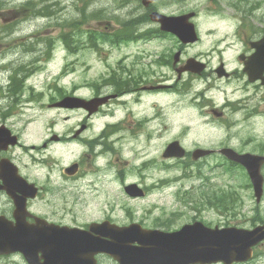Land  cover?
<instances>
[{
	"label": "rangeland",
	"instance_id": "obj_1",
	"mask_svg": "<svg viewBox=\"0 0 264 264\" xmlns=\"http://www.w3.org/2000/svg\"><path fill=\"white\" fill-rule=\"evenodd\" d=\"M19 1V2H18ZM30 1V5L33 8H38L40 10L46 6H50V11L52 16L48 18H42L39 15L36 19H33L31 25H34L32 31H28L20 35L19 33L9 32V29L3 30L5 23H11V27L15 24L14 17L20 15L16 13L20 9L21 14H23L24 20L22 24H28L30 17L27 16V3L24 0H12L11 3H6L4 7V2H0V50L3 49L0 55V81L5 80L7 77H15V86L17 90L26 91L25 96L33 95L34 97H29L25 99V102L34 101L30 103L24 109H18V117L13 122L19 125V131L22 135V143L28 148L36 146L41 148L43 151L40 153L38 148L35 151L29 149L28 152L24 153L25 163L30 165V175L31 177L45 189L39 197V203L42 200H47L53 202V204L61 208V203H65L68 207L69 220L70 222H89L100 220L111 214V216H116L119 218V222L125 221L126 218H145L148 222L155 221L156 217L162 215L163 213H169L173 207H170V202L176 194H170L168 199L165 200L160 194L151 195L144 200L139 198H131L124 194L121 189V185L111 186L113 180H107L109 177H104L102 174L97 176L94 173V178L90 180H85L81 184H72L71 180H64L60 176L56 175L59 173L60 168L67 166L68 164L79 161L82 153V148L77 144L65 143L57 144L55 142L51 143L52 149L48 151V148H42L44 142L49 141L54 133L64 134L69 127H72L78 123L81 115H79L77 110L74 111H58L48 108L49 101L55 97L65 94L74 95H91L89 84L92 82H97L101 80V73L106 75V77L113 73H120L123 68L126 67L127 62H121L111 71L112 65H115L114 61L120 58L117 51L133 53V57H136L132 48L127 49L123 47V42L129 41L121 39L120 41L114 38V33L116 27H120V35L125 34L123 25L121 22L126 19L127 23L130 25L140 24L146 21L145 13L144 19L140 17V11H142L141 3L137 0H133V6L131 7L127 2L129 0H78L79 2L71 0H26ZM19 6L15 7L14 3ZM227 0H219V3H209L208 0H166L155 3L156 7L162 9L174 10L178 7H184L186 9L192 10L196 13L194 18L197 25V29L200 33L199 42L192 48L188 49L189 54H197L199 52L212 53V59L218 58V52H223L224 60L229 63V67L237 65L236 55L240 51V47L236 40V36L247 37L252 34L253 31L250 25L262 23V21H256L253 17L247 18L250 13H254L257 10L264 12V0H244V2H236V10L244 11V14L240 12L243 16L242 24L243 27L235 29V24L227 20V16L233 12V9L229 10L226 7ZM82 8V9H81ZM101 10L102 12H98ZM229 10V11H227ZM227 12V13H226ZM31 13V12H29ZM245 15V16H244ZM22 17V18H23ZM81 19V23H80ZM76 27V28H74ZM74 28L75 31H70L64 35V38L58 37L53 42L50 43V47L53 48V54L48 55V47L43 46L37 50H30L29 46L31 44L23 45L24 48L15 49L11 47L17 42L16 39L20 36L23 38L31 37L28 36L32 32H38L35 37L43 34H61L63 30ZM91 30L92 32V42L83 46L84 31ZM229 34L230 38H225ZM235 34V35H234ZM9 35V36H7ZM239 35V36H238ZM112 37V38H111ZM149 36H143L136 39V41H142ZM161 40V41H160ZM33 42L35 39L32 40ZM233 42V43H232ZM232 44L231 49H227L228 44ZM174 41L170 37H162V39L156 38L152 41V45L142 46L145 48V52L151 53L150 60H142L143 65L148 72H158L163 71L164 68L158 66V62L162 59L163 54H168L173 46ZM119 48V50H117ZM140 48V49H143ZM215 48V49H214ZM135 49V48H134ZM138 51V50H137ZM216 52V53H214ZM12 59L18 65L19 62L28 61L25 67L11 68L7 71L3 66L9 64L8 60ZM5 61V62H4ZM3 62V63H2ZM21 80L16 79L20 77ZM1 83V82H0ZM188 89L189 84H187ZM200 86H196L195 89H199ZM28 91V92H27ZM34 91V93H31ZM261 94L258 95V99L261 102V115L256 117L257 123L254 124L255 128L247 130L249 126H243L238 134L242 138V142H238L237 138L230 136L228 142L237 144L242 147H247L248 135H255L259 137L258 142L262 145L264 141V89L260 90ZM221 96V94L217 93ZM185 92L182 93L184 97ZM182 100V106L179 110L166 108V127L164 132H158L161 127L155 126L153 130H150V139L144 140L148 147L146 151L151 149V154L157 155L158 149L163 145L165 141L170 140V138L175 135L182 136L186 132V140L192 141L197 139V131L199 128L196 124L199 120H202L200 116L199 109L189 108L185 104L190 100ZM161 104L162 113L164 111L165 102L167 105L172 102V99L167 96L166 99L159 100ZM154 111L151 110L150 113ZM24 117V118H23ZM239 118V117H238ZM96 122V120H94ZM253 121V120H252ZM173 123L171 128H169L168 123ZM201 122V121H200ZM99 125L94 124L91 131L88 132L90 137H95L94 132L98 129ZM175 128L174 130H171ZM128 134L131 132L125 129ZM138 132V131H137ZM163 135L162 138L160 136ZM217 135V133H214ZM126 142H130L127 140ZM77 143V141H74ZM123 149L124 141L120 142ZM116 151L120 150L123 156H119L118 159L128 160L124 156L132 155V153L139 149V145L133 150L124 153L117 146H113ZM31 153L37 155V159L31 158ZM46 155L45 162L48 164V170L45 168H33L39 166L38 159L43 158L42 154ZM117 157V156H116ZM59 165L54 168V162ZM141 160H137L139 162ZM96 167L101 166L102 163L96 161ZM207 165L205 167H196L200 173L206 175L208 187L212 188H222L229 193H224V206L225 211L228 213L237 212L236 222L241 224H250L253 221L258 220V217L264 218V201L261 202L259 207L255 206L254 197L252 190L247 185V179L241 170L231 169L230 172L224 171L223 168H217V166ZM195 169V167H194ZM51 173L49 174L48 172ZM182 174L189 175L191 172L187 169L184 173L178 172L176 174H169L170 178L166 181L167 184L172 185H182L185 181L182 178ZM91 175V173H90ZM87 175L86 178H89ZM175 175V176H174ZM85 178V177H84ZM171 192H176L178 189L175 187L167 188ZM237 192V194L233 193ZM161 207V208H158ZM211 211L212 217L214 215V209L208 208ZM208 217L210 214L206 213ZM186 216H190L187 214ZM258 216V217H257ZM169 219L168 216H161V219ZM232 218V216H231ZM245 222V220H250ZM77 220V221H76ZM185 220V219H179ZM257 256L255 258L254 264H264V244L257 249ZM4 264H11L12 261L7 259H0ZM12 264H21L12 262Z\"/></svg>",
	"mask_w": 264,
	"mask_h": 264
},
{
	"label": "flooded vegetation",
	"instance_id": "obj_2",
	"mask_svg": "<svg viewBox=\"0 0 264 264\" xmlns=\"http://www.w3.org/2000/svg\"><path fill=\"white\" fill-rule=\"evenodd\" d=\"M256 13L257 11L251 14L255 16ZM243 25L244 24L241 26ZM250 44L251 40H248L240 57L251 54ZM190 46L192 45H179V43L174 41L170 52L168 54H163L162 59L158 62V66L164 68L163 71L148 72L147 69H144L145 64L143 65V63H127L123 71L120 73L117 72L113 76V86L109 89L113 98L110 101L114 102L117 108L128 111L132 115L131 118L124 120L119 125L103 123L94 133L95 137H90L88 135L89 127L92 126L93 122H88V126V123L84 121H86L88 117L95 116L96 114L89 116L86 115L85 110H82L84 118L78 123V128L76 126L73 130L68 129L63 137L59 138V136H56L55 138L64 141L76 139L80 142H85L86 152L84 153V157L87 160H96L101 153H104L108 157L106 158L107 164H105L104 168L106 170L111 168L112 162L116 161L115 156L117 154L116 149L112 145L118 140L116 132H122L124 129H136L138 132H131L129 136L134 140L144 141L150 138L149 130L151 127L163 123L164 113H162L159 100H163L167 95L176 97L175 92L180 93L181 80L185 77L193 76L191 72H184L180 76L177 74V69L184 65L183 60L189 55L187 49ZM177 50L180 52L181 60L177 64H174L173 54ZM118 64L119 62L116 66ZM205 71L206 72L202 74L204 79L211 80L212 76H217L216 69L208 63ZM240 72V77L246 79L243 71L241 70ZM228 73L230 75L228 80H230L234 73ZM96 95L102 94L97 93ZM174 102L179 107L178 102H180V100L177 98ZM244 103H246L244 104L246 106L249 104V101L244 100ZM151 110L154 112L150 113ZM0 125H2L1 119ZM6 125L11 130V133L17 137V144H9L0 148V223L4 224L5 230H7V233L0 237L1 242H6L0 245V259L27 264V260L21 254L20 246L15 245L14 248L17 249V251L11 253L12 244L7 243V241L21 240L19 233L23 227L25 228L26 226H38L47 223L62 226L69 225L71 222L69 220L68 207L63 203H61L62 206L59 210L53 202L38 203V196L43 190V187L39 186L31 177L30 167H26L22 154L23 151L21 150V137L16 127L13 123H7ZM77 129H79V133H77ZM43 147H46V143L43 144ZM213 155H215V153L211 154L209 157ZM187 156L190 157L189 154H187ZM207 158H203L202 160ZM78 165V169H80V164ZM81 166L84 168L83 160H81ZM18 176L36 189L35 192H32V195L30 190H26L24 192L25 195L22 194ZM126 182L135 183L140 188V193L143 195L149 192L153 193L159 188V186L156 185L158 183L157 181H150L148 175H145L144 172L140 170L135 179L129 177ZM151 182L153 183L152 185H150ZM111 186H117V183L113 181ZM179 188L186 189L180 193L183 196L181 198L178 197L177 201L172 204L173 209L169 213H163L164 216H168L169 219L165 218L162 220V214L156 217L155 221L152 222H148L142 217H129L126 218L125 221L118 223L116 219L111 216L106 217L105 221L116 223L119 226L138 223L143 228L160 229L165 232L176 231L185 224H192L197 221L202 222L208 227L230 226L229 218L233 215L224 212V194L215 195L212 193L213 191H210L209 187L204 185L182 186ZM121 189H124V187L121 186ZM21 194L24 202L18 206L15 200L18 196H21ZM208 208L214 209V215L216 214L218 218L214 219ZM206 213L210 214V217H208ZM187 214H190V216H186ZM101 220L102 219H97L92 222H101ZM90 222L91 221L88 223ZM259 222H261V219ZM88 223L86 221L79 222V224L82 225H77V227L81 226L86 228ZM234 224H238V222ZM12 231H14V233H11ZM92 233L96 235V232ZM7 252L9 253L6 254ZM26 252L31 255L36 254V250L33 252L27 250ZM95 258L97 264H117L106 254H98ZM0 264L4 263L0 260Z\"/></svg>",
	"mask_w": 264,
	"mask_h": 264
},
{
	"label": "water",
	"instance_id": "obj_3",
	"mask_svg": "<svg viewBox=\"0 0 264 264\" xmlns=\"http://www.w3.org/2000/svg\"><path fill=\"white\" fill-rule=\"evenodd\" d=\"M159 20H161L163 25L166 26H173L175 23L181 20V18H170V17H164V16H158ZM189 29H191L189 27ZM191 30L183 29V31H178L180 35V38L183 41H190L191 40ZM254 61L261 62L262 66H264V46L260 47L257 50V53L253 56ZM74 100H70V104L73 103ZM240 163H242L248 170L250 177L253 181V184L255 186V191L257 196H260L261 194V186H262V177L259 174L258 168H256V165L259 164V162L252 158H241L239 160ZM245 235L238 236V240H234L230 238L228 241L223 240H215L212 239L210 242H200V241H186L184 239H180L181 243V250L187 251L188 255L193 258L194 261H216V260H225L228 263L235 259L242 258L243 256H247L249 252V247L255 244L259 237L257 236L256 232H249ZM208 244L205 251L207 253H202V247L203 245ZM177 246H180V244H177ZM137 251L143 254L149 255L150 253H153L155 255L159 254V247L156 248H149L147 246H144L140 249L137 248ZM156 258L158 257L155 256ZM178 261V259H177ZM128 264H140L138 258H130ZM152 264H157L152 262Z\"/></svg>",
	"mask_w": 264,
	"mask_h": 264
},
{
	"label": "trees",
	"instance_id": "obj_4",
	"mask_svg": "<svg viewBox=\"0 0 264 264\" xmlns=\"http://www.w3.org/2000/svg\"><path fill=\"white\" fill-rule=\"evenodd\" d=\"M3 0H0V2H2ZM48 10V9H47ZM46 15H47V12H46Z\"/></svg>",
	"mask_w": 264,
	"mask_h": 264
}]
</instances>
